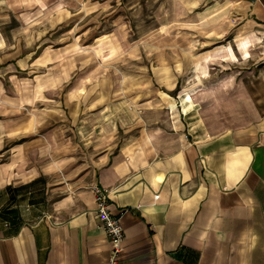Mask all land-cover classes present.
<instances>
[{"label":"crops","instance_id":"crops-1","mask_svg":"<svg viewBox=\"0 0 264 264\" xmlns=\"http://www.w3.org/2000/svg\"><path fill=\"white\" fill-rule=\"evenodd\" d=\"M234 1L264 30V0ZM43 2L52 3L59 23L78 22L82 5L99 14L107 6L106 0H0V13ZM162 72L155 81L174 90L180 75ZM196 73L199 80L207 75ZM141 77L125 72L121 107L92 117L96 138L83 167L40 170L31 163V141L0 162V264H112L95 185L110 191L124 227L117 264H264V111L255 108L243 123L223 121L206 112L209 100L199 107L190 91L183 106L175 100L171 108L159 90L146 97Z\"/></svg>","mask_w":264,"mask_h":264},{"label":"rangeland","instance_id":"rangeland-1","mask_svg":"<svg viewBox=\"0 0 264 264\" xmlns=\"http://www.w3.org/2000/svg\"><path fill=\"white\" fill-rule=\"evenodd\" d=\"M106 3L101 14L80 6L82 17L71 23L54 21L59 14L50 2L0 13V162L31 141V163L40 170L83 167L96 138L92 117L121 107L125 72L142 76L146 97L159 90L171 108L175 100L183 106L190 91L223 121L243 123L255 108L264 111V30L241 16L234 0ZM158 69L180 75L174 90L155 81Z\"/></svg>","mask_w":264,"mask_h":264},{"label":"built area","instance_id":"built-area-1","mask_svg":"<svg viewBox=\"0 0 264 264\" xmlns=\"http://www.w3.org/2000/svg\"><path fill=\"white\" fill-rule=\"evenodd\" d=\"M94 194L96 195V214L104 227L109 242H111L110 258L112 264H117L119 256L124 251V227L120 222V218L115 215L109 202V190L94 186Z\"/></svg>","mask_w":264,"mask_h":264},{"label":"bare ground","instance_id":"bare-ground-1","mask_svg":"<svg viewBox=\"0 0 264 264\" xmlns=\"http://www.w3.org/2000/svg\"><path fill=\"white\" fill-rule=\"evenodd\" d=\"M185 99H186V97H185V95H184L183 101H185Z\"/></svg>","mask_w":264,"mask_h":264}]
</instances>
